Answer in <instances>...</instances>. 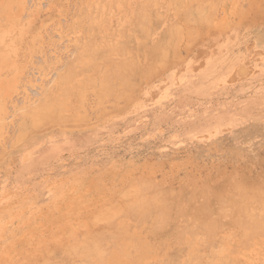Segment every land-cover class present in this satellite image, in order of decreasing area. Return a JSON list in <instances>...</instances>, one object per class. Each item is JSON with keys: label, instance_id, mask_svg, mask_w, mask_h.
Instances as JSON below:
<instances>
[{"label": "rangeland", "instance_id": "obj_1", "mask_svg": "<svg viewBox=\"0 0 264 264\" xmlns=\"http://www.w3.org/2000/svg\"><path fill=\"white\" fill-rule=\"evenodd\" d=\"M4 1L0 0V103L3 106H0V111L4 109V116L0 113V141L3 143L0 145V264L16 259L20 249L29 248L34 238H42L45 228L64 214L71 218L75 209L83 210L95 199L104 201L103 197L111 194L112 197L120 189L121 183L124 185L128 181L150 177L149 179L153 178L165 186L179 189L195 183L201 187L204 184L211 187V183L216 179L220 180L223 175L228 181L236 182L243 176L248 178L251 172L253 174H250V178H255L253 175L257 174L256 178L264 182V0L259 1L260 5L257 0H176L173 11L172 0L168 4V0ZM150 2H153L150 4V9L153 6V10H148ZM197 2L210 9L209 12L204 10L206 20L199 21L195 10L197 7L193 6ZM189 3L193 10L187 12L188 16L190 14L195 17L187 16L188 19L183 22L181 15L177 14L182 13L180 10ZM121 5L127 6L128 25L121 22ZM250 5H258L256 9H262V16H258V12H254L252 7L248 8ZM85 6L84 11L89 16L83 20L80 14ZM99 10L102 11L103 20L98 28L99 34L94 35L88 24ZM251 10L255 13L254 16ZM238 11L240 14L237 16ZM157 12L159 17L161 14V21H158ZM138 15H143L141 17L147 22L151 33L157 37L167 33L168 25L170 27L179 23L177 28L182 27L179 32L184 35L192 32L196 22L203 24H197V29L193 30L196 35L192 34L193 38L190 39L191 32L186 36L177 34L174 37L168 31L165 35L171 34V41L176 42L178 37H188V40L182 38L176 42L180 45L178 47L177 44V49L180 48L178 51L171 52L168 48V55L172 58L168 61L167 56L165 61L168 62H163L164 67L157 66L156 74L152 72L145 78H138L133 91L123 88L126 94L120 95L123 103L116 99L117 96H109L108 100L107 96L101 100L95 97L98 101H94L93 97L100 86L93 92L92 85L99 81L88 85L92 76L94 80H91H99V77L92 75L97 66L92 64V58L97 59L92 51L95 48L98 52L101 50L98 57L107 58L103 60L106 63L101 59L95 63L102 65L96 67V72L100 71V74H108L109 65L124 62L125 55L119 54L127 43L122 40L123 34H130L131 41H139V44L141 41L131 32ZM193 18L196 19V22L193 20L194 24L191 23ZM81 19L84 27L79 23ZM181 21H187L188 26L184 25L185 28ZM189 22L193 25L190 26ZM199 26H203V29ZM87 34H92L90 41H94V44L86 41ZM173 38L177 39L172 40ZM191 39L195 44H190ZM110 43L121 47L113 50ZM31 44L36 48L33 49ZM37 49H40L38 54L36 52L31 57ZM107 52L111 53L109 57ZM85 64L83 69H87L89 65L90 71L84 72L82 69L79 73L75 72L70 83L62 85L61 89L65 90L79 83L86 90H92L86 94V98L89 95V100L83 97L87 103H81L84 105H81L83 110L80 106L79 110H69L67 104L63 109L79 117L80 110L83 113L87 108L82 116L90 115L89 123L86 121L87 117L84 122L70 124L46 122L39 130L37 122L33 119L31 122L27 116H31V119L33 114L38 115L43 103L56 96L58 89L55 88L61 75L72 66L78 70ZM127 95L129 96L126 97ZM111 100L114 102L113 107L110 106ZM107 101H110L109 105H106ZM125 101L129 105L124 104ZM24 104L27 105L26 108L16 110ZM89 104H93V110L88 108ZM111 108H114L115 113ZM95 110H102L99 112L101 115ZM17 111L25 114L18 115ZM25 129L31 131H27L28 136ZM18 131L24 133H19V137ZM225 173H230V176ZM228 212L229 209L226 208L220 213L223 214V222L221 221L216 240L224 243L222 247L214 249L221 255H229L225 249L229 247L226 242L231 244L232 240L233 230L226 223ZM139 237L144 240V236ZM256 241L255 248L253 246L250 250L238 252L239 256L235 258L237 264H264V237H259ZM230 257L233 258L234 255Z\"/></svg>", "mask_w": 264, "mask_h": 264}, {"label": "bare ground", "instance_id": "obj_2", "mask_svg": "<svg viewBox=\"0 0 264 264\" xmlns=\"http://www.w3.org/2000/svg\"><path fill=\"white\" fill-rule=\"evenodd\" d=\"M5 1H4V3H5ZM75 1L76 0H74V2ZM214 1H216V0H214ZM249 1H248V3H249ZM259 1L260 0H257L258 4H259ZM147 2H148V0H147ZM147 2H145V3H147ZM176 2H177L176 0H172L173 4H172L171 8L173 7V5H176ZM253 2H255V0ZM113 3L114 2H112V4ZM152 3L151 2L149 3V9L148 10L152 9L153 6L150 9V4L152 5ZM168 3H170V0H168L167 4ZM147 5H148V3H147ZM195 5H193V6H194V8L197 7V9H195V10H196V13H198L199 21L206 20L207 17L205 16L206 14H204L205 13L204 10L208 11L210 9L204 8L203 5H201L198 2H197V5L196 6ZM144 6H143V8H144ZM190 6H192L191 3H189L188 6L184 7L182 10H180V11H182V13L177 14L178 16L181 15L180 17H182L183 22L185 21V19H188V17L191 16L190 14L188 16V13H187L190 10L191 11L193 10V7L191 9ZM257 6L254 7L253 5H250L248 8L252 7L253 8L252 10L254 12H256V11L258 12V14H257L258 16H260V15L262 16V13H263V12H261L262 9H259V10L256 9ZM263 6H264V4L262 5V7ZM86 7L87 6H85L81 9L80 16L83 18V20L88 19V16H89L84 11ZM112 7H113V5H112ZM156 7H158V10H160L158 5H156ZM67 8H68V6H67ZM63 9L64 8H62V11H63ZM173 9L175 10V7L172 8V11H173ZM235 9H236V7H235ZM242 9H244V8H242ZM245 11H246V6H245ZM119 12L121 13V22L124 23L125 25H128L129 24V18L127 15V6L121 5ZM134 12H135V9H134ZM211 12L212 11H210V14H211ZM235 12L236 11H234V13ZM250 12L248 14H250ZM254 12L252 13L253 16L255 14ZM148 13L150 14V12H148ZM152 13H153V11H152ZM65 14H67V13H65ZM74 14H76V13H74ZM137 14L135 13V15H137ZM172 14L170 16L173 17ZM192 14H193V12H192ZM238 14H240L239 11L237 12V16H238ZM243 14L244 13H242V15ZM102 15H103L102 11L99 10V11H96V15L93 17L92 20L89 19L90 22L88 24V27H91V29L90 28L89 29L92 30V34H94V35L99 34L98 28H99V26L103 20ZM157 15H158L157 17H159L158 12H157ZM208 15H209V13L207 14V16ZM212 15H213V13L211 14V16ZM141 16H143V15H141ZM141 16L138 15L136 17L135 23L132 24L133 31H131V29H130V31L132 33H134V35H137L141 39L140 44H139V41H131L132 40L131 35L124 33L122 36V40L127 41V43L124 46V50L120 51V49H119V51H120L119 54L125 55V60H124V62L119 61L120 63L114 64V65H109L108 74L98 73L100 71L96 72L97 71L96 67H99L100 65L98 63L97 64H95V63L98 62V59L100 61L101 57H103V56H101L102 55L101 54L100 55L101 57H98V54L102 53L101 50L99 51L100 53L97 51L96 48H95L96 50L94 49L95 51L93 50L94 52L92 51V54L94 53L96 58H97V59L92 58V61H93L92 64L94 66L97 65L95 67L96 71H93L92 75L99 77V80H96V78H95V81H93L94 78L92 76L90 78L91 79L93 78V80L90 79L88 81L89 84L87 83V80L85 82L88 85H91V84L99 81L98 83H96V84H98L96 87H94L96 84L92 85L93 87H91L92 89H94L93 92H95L96 88H98L100 86V89L99 90L97 89L98 91H96V94L93 93V94H95L94 97L92 96L94 101L95 100L98 101L96 98H99V100H101L104 98V96H107V97L117 96L116 99L118 98L122 102V100L120 99L121 98L120 95H122V94H123V96L126 95L123 88H128V91H133L134 83L138 80V78H145V76L147 77L152 72L154 74H156L155 69L157 68V66L164 67L163 62L165 61V58H167V56H169V58H167L168 61H169V59L172 58V57L170 58V55H168V53H170V52H168L169 49H171V52H175V51H178L180 49V48L177 49L178 43H176V42H179L184 37H182L181 39H180V37H178L179 40H176V42H174V41H171V39H170L172 36H169V35H171V34H169V35H165V34H167L169 31V33H172L173 36L175 37L177 34H178V36H184V35L186 36V34L191 32V31H189V32L187 31L188 33H185L184 35L182 33V35H180L181 32H179V31L182 29V27L177 28L178 27L177 24H179V23L175 22L176 23L175 25H177V26L174 25L175 26L174 27L173 25H171L169 27V25H168L169 28L166 27V29H168L167 33L163 34L162 30H161L162 36H158V37L153 36V34L151 33V31L147 25V22L145 23L144 19ZM239 16L241 17V15H239ZM244 16H247V14ZM244 16H242V17L244 18ZM150 17H152V16H150ZM191 17H195V16L193 15ZM250 17L251 16H249V18ZM54 18H56V17H54ZM133 18H134V16H133ZM153 18H155V16ZM160 18H161V14H160V17L158 18V21H161V20H159ZM179 18H178V20H179ZM235 18H236V16H235ZM238 19H240V18H238ZM254 19H256V18H254ZM5 20H7V18ZM55 20H53V21H55ZM83 20L81 19V21H79V23L82 26H83V24H82ZM193 20H194V18L192 19V21L191 20L190 21H191V23L193 22V24H194V21L196 19L194 21ZM156 21H157V19H155V22ZM170 21H172V19H170ZM173 21H175V20L173 19ZM182 21H181V23H182ZM86 22H87V20H86ZM253 22L255 23V21H253ZM68 23H66V24H68ZM84 23H85V21H84ZM185 23H182V25L188 26V22L186 23L187 25ZM191 23L189 22V25ZM53 24H54V22H53ZM86 24H84V25H86ZM167 24H169V23H167ZM193 24H191L190 26H192ZM195 24L196 25L194 26L195 28L193 27V30L197 29L196 27H198V25H200V24L202 25L203 23L199 22V24H198L196 22ZM158 26H159V24H158ZM172 26H173V28H171ZM158 28H160V27H158ZM191 28H190V30H192ZM200 28L203 29V26H201ZM89 29L87 30V33L89 32ZM207 29L205 30V32L207 31ZM193 30L191 33H189V35H191V36H189V39L192 37ZM62 31H63V28H62ZM184 31H186V29ZM30 32H31V30H30ZM174 33H175V35H174ZM194 33H195V31H194ZM92 34H87L85 37L86 41H88V43H90V44H94V41H90L91 40L90 36H92ZM193 35H196V33ZM95 37H94V39H95ZM37 38H39V36L35 37L34 40ZM187 38L188 37H185L184 39H187ZM194 38H195V36H194ZM24 39H22V40H24ZM175 39H177V38H175ZM175 39L173 38L172 40H175ZM196 39H200V37H196ZM196 39H195V41H196ZM182 41H184V40H182ZM197 41H199V40H197ZM25 42L27 44L28 41L26 40ZM192 42L193 41L191 39L190 44ZM23 43L24 42H22V44ZM110 45H111V48L113 50H114V48H117V47L120 48L121 47V45L117 46L114 43L113 44L110 43ZM20 46H21V44H20ZM39 46H37V47L39 48ZM89 46H92V45H89ZM34 47L36 48L35 45L33 46V49H34ZM178 47H180V45ZM189 48L190 47H188V49ZM37 50H35L34 52L30 51V53L33 52L31 57H34L33 55H34V53L36 55V52L38 54L40 49L38 51ZM20 51L22 52V50H20ZM18 52H17V54L19 55ZM86 55H89V54H85V56ZM110 55H111V53L107 52V57H109ZM174 55H176V54H174ZM17 59H20V58H17ZM106 59L107 58H103L101 60H102V62H104L103 60H106ZM112 59H110V60H112ZM119 59H121V58H119ZM168 61L166 60L165 62L167 63ZM49 63H47V64H49ZM62 63H61V65H62ZM65 63H67V62H65ZM104 63H106V62H104ZM85 66H86V64L84 66L82 65V68L80 67V69H78V70H75L73 66L70 67L69 70L65 74H63L59 77L56 88L54 87L55 89H58V90H56V96L54 98L52 97V99H50L48 102L43 103V105L40 107V110L37 112L38 115L33 114L34 117L31 119L29 118L31 116H27L28 119L31 120V122H33V121H35V123L37 122L36 127L37 128L39 127V130H40L42 124H44L46 122H49V123L50 122H59L60 124H61V122H64V123L70 124V123H78L80 121L84 122L86 119L85 117H87L86 121H88V123H89V119H88L89 117L88 116H90V115L82 116L85 114L84 111H86L85 109H87V108L84 109V111H83L84 114H83L81 111L83 110L84 107H82L81 105H83L85 103L84 101L86 98V94H89V92L90 91L92 92V90H90V91L86 90V88L83 87L79 83H75L74 85L66 88L65 90L61 89L62 85H66L67 83H70L71 79L73 78L72 75L75 72L79 73V70L82 71L83 67H85ZM87 66H88V68L83 69V71L84 70L90 71V69H89L90 66L89 65H87ZM239 74H240V71H239ZM97 75H99V76H97ZM84 77L85 76H83V78ZM19 83H21V82L19 81ZM131 87H133V88L131 89ZM129 89H131V90H129ZM86 91H87V93H86ZM126 93H127V91H126ZM90 95H92V94H90ZM128 96L129 95H127L126 97H128ZM83 97H85V98H83ZM110 97L107 98V100L110 99ZM130 97H132V96H130ZM89 98L90 97L88 95V98H86V100L87 99L89 100ZM127 99L131 100L132 98H127ZM81 100H82V102H81ZM119 100H116V101L118 102ZM35 101H37V99ZM86 102H88V101H86ZM103 102L104 101H102V103ZM107 102H108V104H106V105H109L110 101H107ZM112 102H113V100H111V103ZM81 103H83V104H81ZM111 103H110V106L112 105V107H113L114 102L112 104ZM127 103H128V101H127ZM127 103L125 101L124 104H127ZM66 104L68 107L67 109L73 110V111L79 110V108L81 107L82 110H80V112L78 111L81 115H79V117H77V115H75V114L72 115L73 112H72V114H69L68 112H66L67 109L63 110V109H65ZM97 104L99 105V102H97ZM85 105H87V103H85ZM92 105H90L88 107V108H90V110H93V108H91ZM117 105H118V103H117ZM127 105H129V104H127ZM0 106H1V108L3 107L1 105V103H0ZM22 106H23V108H22ZM25 106H27V105L24 104V105L19 106L18 109H16V108L15 109L21 110V109H24ZM110 106H108V107L110 108ZM114 106H115V104H114ZM124 106H123V108H124ZM117 108L122 110L120 108V106H117ZM15 109H13V110H15ZM102 110H105V109L102 108ZM111 110L114 111V108L113 109L111 108ZM3 111H4V109H3ZM3 111H0V113H2ZM95 111L98 112V110H95ZM101 111H99V112H101ZM17 112L19 113L20 111H17ZM107 113L109 114V111H107ZM114 113H115V111H114ZM24 114L19 113L18 115H24ZM2 115L4 116L3 113H2ZM29 115H31V113ZM81 118H83V119H81ZM32 119H33V121H32ZM0 120H2L1 116H0ZM19 120H20V118H19ZM94 120H96V119H94ZM0 123H2V121H0ZM48 124H46V125H48ZM4 125H5V123H4ZM3 127H5V126H3ZM30 127L32 128L33 126H30ZM0 128H1V125H0ZM26 128H27V125H26ZM34 128H32V129H34ZM24 131L26 132V135L28 136L29 135V134H27L28 130L26 131V129H25ZM21 132L22 131H20V132L18 131V133H17V135L19 137H20L19 133H21ZM28 132H31V131L29 130ZM22 133H24V132H22ZM18 138L15 137V139H18ZM15 139H14V141H15ZM0 143H1V141H0ZM2 144L3 143H1L0 145H2ZM15 146L16 145H14V147ZM245 168H246V166H245ZM251 168H252V166H251ZM248 169H250V168H248ZM230 170H232V169H230ZM263 170H264V168H263ZM216 173H218V171ZM251 173L248 174V178H245L242 175L243 178L240 180H237L236 182L228 181V179L224 177L225 175H223L220 180L216 179L215 182L211 183V184H213V186H211V184H210L211 187L205 186V184L203 185L202 183H201L203 185L202 187L200 185H196V183H195V185H188L187 184L188 182H187L186 188L183 189V187H184L183 186L182 189H179V188L172 187V186H165L161 182H158L157 180H155L153 178L149 179L150 178L149 176H148L149 178H147L146 176H145L146 178L141 177L142 179L140 178L141 180H139V181H134V180L131 182L128 181V183L124 184V185L121 183L120 189L118 191H116V193L112 197H111L112 194L110 193L111 194L110 196H107V197L104 196L103 197L104 201H100L99 199H95L91 204H88L87 207L83 208V210H76L75 209L73 216L71 218H67L66 215L64 214L60 219H58V220L56 219L54 224H51L50 226H47L45 228V234L43 235L42 238H38V237L34 238L32 240V244L29 248L23 247L22 249L19 250L18 257L16 259L11 260V261L6 260L5 262H6V264H237L235 261L236 260L235 258L240 253V251H243L244 249L250 250L251 248H253V246L255 248V245H256L255 242H257L256 239L259 237H262V236L264 237V182H260L256 178L255 175H257V174L253 175L255 178H253V177L250 178L249 176H251L250 175ZM225 174L226 175L228 174L230 176V173H225ZM236 177H237V175H236ZM236 177L233 179L235 180ZM212 178H213V176H212ZM262 178H263V175H262ZM213 180H215V178ZM168 184L170 185L169 182H168ZM173 184H174V182H173ZM117 188H119V186ZM101 192H103V191H101ZM226 208L229 209L228 221H226V223L230 224L229 226L233 231H232V236H231L232 240H230L231 244L226 242V244L229 245V247L225 248V249L227 250L226 253L229 255H223V253L221 255V254L216 253L214 251V249L216 247H219V246L222 247V243H224V242H219L216 240L219 236L218 233H219V229L221 228V221L223 220L221 217L223 214L221 215L220 213L222 210H226ZM94 209H96V210H94ZM99 224H102L104 226L98 227L97 225H99ZM227 228H229V227H227ZM220 233H222V232H220ZM225 233H227V232H225ZM139 236H144V240H142ZM222 238H221V240H222ZM229 238H230V236H229ZM229 238H228V241H229ZM187 239H189L188 242H187ZM224 241H226V240H224ZM176 245H177V247H176ZM230 255H232V256L234 255V257L231 258ZM259 257H258V262L260 261L259 259L261 258V257L260 258ZM261 261H262V258H261ZM238 262H240V261H238Z\"/></svg>", "mask_w": 264, "mask_h": 264}]
</instances>
